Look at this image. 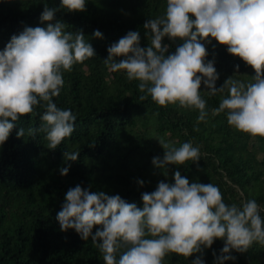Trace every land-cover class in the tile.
Masks as SVG:
<instances>
[{"label":"clouds","instance_id":"9594fccd","mask_svg":"<svg viewBox=\"0 0 264 264\" xmlns=\"http://www.w3.org/2000/svg\"><path fill=\"white\" fill-rule=\"evenodd\" d=\"M86 4L87 0H60L52 7L45 3L40 19L48 22L46 26H26L0 49V145L21 116L34 113L37 105L45 109L39 130L49 148L55 149L74 132L76 113L59 107L53 97L61 92L63 72L96 52L82 30H65L67 24L55 19V13L61 8L82 11ZM144 28L150 39L147 47L141 46L138 30H129L108 46L104 61L109 71L124 70L129 80H137L141 99L151 95L160 105L198 109V121L209 118L202 92H226L211 114L225 112L229 125L264 137V0H167L164 13L149 17ZM94 36L102 38L103 33L96 29ZM166 36L183 41L170 54L169 44L163 42ZM212 38L251 65L255 75L246 80L234 73L217 88L215 61L206 59L205 41L211 43ZM28 131L35 135L37 129ZM16 135L24 136L25 128ZM158 140L165 149L162 158H152L158 167L200 159V147L191 140L179 146L163 137ZM64 156L77 160L79 151H66ZM69 169L70 165L62 166L60 172L66 175ZM142 200L140 207L119 193L76 184L66 191L56 219L61 230L74 228L83 239L91 237L105 264H163L169 252L186 258L199 252L191 264H206L203 249L216 238L224 244L219 255L213 250L215 264H224L236 259L231 249L243 252L254 242L264 244V208L255 198L227 203L219 185L190 182L179 170L174 182L160 180L154 190L142 193ZM95 225L100 227L93 231Z\"/></svg>","mask_w":264,"mask_h":264},{"label":"trees","instance_id":"16d2710c","mask_svg":"<svg viewBox=\"0 0 264 264\" xmlns=\"http://www.w3.org/2000/svg\"><path fill=\"white\" fill-rule=\"evenodd\" d=\"M45 3L52 7L60 0H0V49L26 26H46L48 22L40 19ZM166 6L167 0H87L82 11L61 8L55 13V19L67 24L65 30L84 32L96 55L65 70L61 92L53 97L59 107L71 108L77 115L71 136L49 148L39 130L45 109L37 105L34 113L21 116L0 145V264H105L91 237L83 239L74 228L61 230L56 219L66 191L76 184L90 191L119 193L142 207V193L154 190L160 180L174 182L179 170L190 182L219 185L227 203L255 198L264 208V137L229 125L225 112L211 114L226 92H202L209 118L198 121V109L160 105L151 95L141 99L138 81L129 80L124 70L109 71L104 61L108 46L129 30H138L141 46L147 47L150 39L144 22L163 14ZM96 29L102 38L94 36ZM163 42L169 44L170 54L183 41L166 36ZM205 45L206 59L215 61L219 73L217 88L234 73L246 80L255 75V69L229 53L226 44L212 38ZM201 90H206L203 82ZM20 127L25 128L24 136L16 135ZM30 128L37 129L35 135ZM160 137L177 146L191 140L200 147V159L169 163L166 168L154 165L152 158H162L165 152ZM66 151H79V158L66 160ZM68 165L69 172L62 175L60 168ZM223 244L216 238L203 249L206 264H215L213 250L219 255ZM231 252L236 259L224 264H264V244L259 242L246 251ZM197 255L201 253L186 258L169 252L163 264H191Z\"/></svg>","mask_w":264,"mask_h":264}]
</instances>
